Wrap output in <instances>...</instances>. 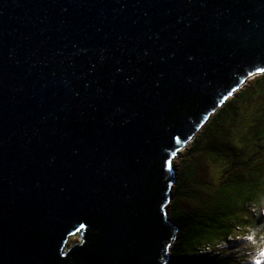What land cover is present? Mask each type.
Wrapping results in <instances>:
<instances>
[{
	"label": "water",
	"instance_id": "water-1",
	"mask_svg": "<svg viewBox=\"0 0 264 264\" xmlns=\"http://www.w3.org/2000/svg\"><path fill=\"white\" fill-rule=\"evenodd\" d=\"M262 69L264 0H0V264H167L168 162Z\"/></svg>",
	"mask_w": 264,
	"mask_h": 264
},
{
	"label": "trees",
	"instance_id": "trees-1",
	"mask_svg": "<svg viewBox=\"0 0 264 264\" xmlns=\"http://www.w3.org/2000/svg\"><path fill=\"white\" fill-rule=\"evenodd\" d=\"M231 100L211 114L203 130L208 141L201 148L215 162L223 161L227 170L204 211H184L179 206L182 195L174 199L170 219L178 229L167 264H257L264 258V148L257 144L264 141V73ZM241 114L248 121L241 127L243 148L233 162L225 140L227 125ZM193 161L185 162L182 177L195 175Z\"/></svg>",
	"mask_w": 264,
	"mask_h": 264
},
{
	"label": "rangeland",
	"instance_id": "rangeland-1",
	"mask_svg": "<svg viewBox=\"0 0 264 264\" xmlns=\"http://www.w3.org/2000/svg\"><path fill=\"white\" fill-rule=\"evenodd\" d=\"M256 75H253L249 79H247L246 82L241 85V87L243 85L246 86V84L249 83V81ZM241 87L239 86V88L235 90L236 92L234 91L235 93L233 95L237 94V91H239ZM232 97L233 96H230L222 104H226L229 101H232ZM222 104L218 107V109L222 106ZM211 114L209 115L205 123L201 126V128H199V131L196 133L194 138L190 140L187 145L182 148L171 161L174 180L170 185L167 205L165 207L166 216L170 221H172V219H170L171 206L174 199H176V196H178L179 194L182 195L179 198V206L181 209H183L184 211H204L207 207L206 201L211 198L210 196L213 195V193L217 190V187L221 183V181L219 180L221 178L220 176H222L224 174V171L226 172L227 170V168H225L226 164L223 161L215 162L208 154H206L205 151L203 152L201 150L202 146H205L208 141V139L203 138V130L206 127V124L209 123L212 116ZM247 121V116L241 114V116L237 117L234 122H230V124L227 125L229 135L225 140L228 142L229 147H231V152L229 154L234 155L232 156L233 162H235V160L237 161L236 157L239 154V150L243 148L244 143L241 137V127ZM200 136L203 138L202 144H199V142L195 147H192L191 144L193 142H196L197 138ZM257 144L264 148V141L257 142ZM209 145H211V143ZM188 160H190L189 163H192V161L194 160L193 164H195V171L193 172L195 175H193L191 178H188L187 175L182 177V172H180V170L185 165V162ZM176 186L180 190H178ZM178 191H180V193ZM262 213L264 214V211ZM81 237V229H78L70 234L67 239L65 250H70L73 245L80 244L83 241V238ZM257 264H264V258H262L261 261Z\"/></svg>",
	"mask_w": 264,
	"mask_h": 264
},
{
	"label": "snow or ice",
	"instance_id": "snow-or-ice-1",
	"mask_svg": "<svg viewBox=\"0 0 264 264\" xmlns=\"http://www.w3.org/2000/svg\"><path fill=\"white\" fill-rule=\"evenodd\" d=\"M261 71L264 72V69H262ZM168 164H169V168L171 170V162H168ZM249 238H251V237H249Z\"/></svg>",
	"mask_w": 264,
	"mask_h": 264
}]
</instances>
